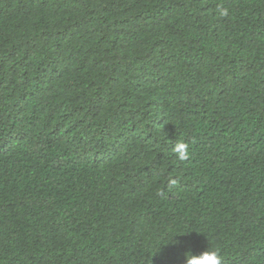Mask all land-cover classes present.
I'll return each instance as SVG.
<instances>
[{
	"label": "trees",
	"instance_id": "1",
	"mask_svg": "<svg viewBox=\"0 0 264 264\" xmlns=\"http://www.w3.org/2000/svg\"><path fill=\"white\" fill-rule=\"evenodd\" d=\"M206 250L264 264V0H0V264Z\"/></svg>",
	"mask_w": 264,
	"mask_h": 264
},
{
	"label": "clouds",
	"instance_id": "2",
	"mask_svg": "<svg viewBox=\"0 0 264 264\" xmlns=\"http://www.w3.org/2000/svg\"><path fill=\"white\" fill-rule=\"evenodd\" d=\"M222 14H227L226 12ZM173 152L178 159L185 160L188 158V145L185 142L178 141L173 147ZM176 243V241H175ZM190 252V251H189ZM186 264H221V257L216 250H206L199 255H185Z\"/></svg>",
	"mask_w": 264,
	"mask_h": 264
}]
</instances>
